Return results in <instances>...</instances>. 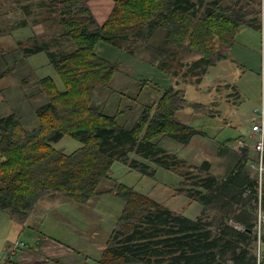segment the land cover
Masks as SVG:
<instances>
[{"label": "trees", "instance_id": "16d2710c", "mask_svg": "<svg viewBox=\"0 0 264 264\" xmlns=\"http://www.w3.org/2000/svg\"><path fill=\"white\" fill-rule=\"evenodd\" d=\"M89 1L50 0L47 7L61 32L32 36L21 47L25 57L44 52L63 89L51 76L38 80L48 99L35 109L38 124L32 129L23 127L13 112L0 116V210L22 225L44 196L62 194L84 204L95 195L113 193L124 206L104 244L100 264H257V180L245 168L252 152L243 149L245 153L223 176H191L181 170L184 159L156 140L167 135L187 142L200 130L175 113L185 108L197 113L207 108L204 104L188 100L183 89L172 85L126 127L118 124L115 114L91 102L95 86L109 87L118 67L116 61L96 53L99 41L130 53L124 47L130 39L146 25L158 26L165 33L164 44L181 48L182 76L197 85L210 66L228 58L226 51L240 26L262 29L256 0L233 4L214 0L203 10L196 6L202 0H113L101 24ZM56 35L70 39L73 49L53 48ZM64 136L78 141L77 149L65 152L55 147ZM116 161L151 177L157 167L177 173L185 188L176 192H185L188 203L199 202L200 213L189 218L123 183L100 191V181L112 179ZM202 167L208 170V162ZM261 191L264 209V178Z\"/></svg>", "mask_w": 264, "mask_h": 264}, {"label": "rangeland", "instance_id": "374dc122", "mask_svg": "<svg viewBox=\"0 0 264 264\" xmlns=\"http://www.w3.org/2000/svg\"><path fill=\"white\" fill-rule=\"evenodd\" d=\"M49 1L0 0V116L13 112L26 129L38 124L35 109L48 99L38 80L46 75L51 76L58 89H63L61 80L44 52L30 58L21 52V47L32 36H52L61 32L62 27L56 23L47 7ZM213 1L202 0L196 6L203 10ZM224 1L233 4L245 0ZM256 2L262 29L240 26L226 51L228 58L210 66L197 85L190 83L191 77L182 76L181 65L178 66L181 48L164 44L165 33L158 26L146 25L139 36L130 39L124 45L130 53L99 41L96 53L116 61L118 67L109 87L100 84L95 86L92 104L107 114H115L118 124L130 127L143 108L155 104L166 88L174 85L183 89L188 100L201 102L207 108L197 113L190 108L179 109L175 116L200 132L185 143L167 135H161L156 140L167 151L184 159L181 170L189 172L191 176H204L207 173L225 175L238 157L245 153L239 145L241 141H249V119L253 108L260 104L264 0ZM251 6H248L249 10ZM23 21L25 23L22 26ZM73 47L66 37H58L53 44V48L65 51ZM168 48L171 54H166ZM168 55L172 56L165 59L167 63L160 65V61ZM176 70L177 74L174 75ZM79 145L78 141L68 136L54 143L55 147L65 152H71ZM130 156L134 157L135 154L131 153ZM205 161L209 164L208 170L202 167ZM245 168L252 173L250 164ZM111 177L100 181V191L112 187L115 182L123 183L189 218H195L201 211L199 202L188 203L185 192H176L178 187L185 188V185L181 184L182 177L170 170L157 167L155 175L151 177L116 161L112 164ZM51 202V205L42 204L39 208L41 217L33 224L34 231L26 227L20 239H25L31 245V238L43 235L44 238L52 237L74 248L68 249L61 244L62 247L56 248L58 251L51 261L59 259L64 264H78L81 261H85L84 264H100L99 259L96 263L93 260L100 258L104 244L121 214L124 200L113 193H103L93 196L84 204L69 198L58 203ZM15 223L9 221L6 214L0 213V259L7 256L3 255L8 250L7 244L3 246L1 239L7 237L6 234ZM257 232L256 225L254 252L259 246L264 251V225L260 227L259 242ZM87 257L90 259L85 260Z\"/></svg>", "mask_w": 264, "mask_h": 264}, {"label": "crops", "instance_id": "0c3cea01", "mask_svg": "<svg viewBox=\"0 0 264 264\" xmlns=\"http://www.w3.org/2000/svg\"><path fill=\"white\" fill-rule=\"evenodd\" d=\"M113 2H114L113 0H90L88 2L90 9L93 12L94 16L96 17V20L99 24H101L109 15L113 7ZM32 56L34 55H31L27 58H30ZM66 199L67 198H65V196L62 194H54L51 196H44L40 198L38 201L40 203L39 204L38 202L36 203L34 208L35 210H32L29 213L27 220L22 225L16 224L14 220L11 219L10 215H8V212L6 210H0V213L6 214V217L9 219V221H13V223H15L6 234L7 237L6 238L3 237L1 239L3 246L7 244L8 250L3 255V256L5 255L7 256L2 257L0 259V264H35L36 262H42V261H46L48 264H57L56 262L60 264H64V262L59 259L51 261V259L55 256L56 251H58L56 248L62 247L61 244H63V246H66L68 249L74 250L73 247L69 245H65L64 243L52 237L44 238L43 235H41L40 237L31 238V241H33L31 242V245H28V241H26L25 239L21 240L20 238L26 227L34 231L33 229L35 227H33V224L38 218L41 217L42 213L39 212L41 210L39 208L42 206L43 203H46V205H51L50 204L52 203L51 201L58 203L61 200L65 201ZM37 204H38V208H37ZM1 211H6V212H1ZM21 242H24L25 244L21 246L20 245ZM84 256L86 257L88 255H84ZM88 259L90 258L87 257L85 260ZM98 259L99 257L97 259H94L93 261L95 262ZM84 262L85 261H81L78 264H84Z\"/></svg>", "mask_w": 264, "mask_h": 264}, {"label": "built area", "instance_id": "2783aa9c", "mask_svg": "<svg viewBox=\"0 0 264 264\" xmlns=\"http://www.w3.org/2000/svg\"><path fill=\"white\" fill-rule=\"evenodd\" d=\"M261 97L260 104L253 108L252 114L249 120V133L248 142L239 141L240 147L251 151L254 156L248 161L250 164L252 175L257 180V226H258V242L261 239L260 227L264 225V209L261 204V190L263 188V178H264V57L261 62ZM25 243L21 242L20 245L23 246ZM257 264H264V251L261 250L260 246L256 252Z\"/></svg>", "mask_w": 264, "mask_h": 264}]
</instances>
